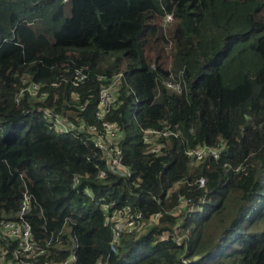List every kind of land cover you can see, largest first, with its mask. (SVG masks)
Here are the masks:
<instances>
[{
	"label": "trees",
	"instance_id": "1",
	"mask_svg": "<svg viewBox=\"0 0 264 264\" xmlns=\"http://www.w3.org/2000/svg\"><path fill=\"white\" fill-rule=\"evenodd\" d=\"M167 13L174 20L164 24ZM75 65L91 73L81 87L64 81ZM121 70L122 104L108 118L123 129L131 175L38 111L94 122L99 76ZM25 79L59 85L39 101L23 91ZM169 79L180 92L166 87ZM166 127L178 137L148 152L145 130ZM221 142L217 159L194 164L187 154ZM26 189L36 199L27 215L35 240L45 245L61 233L38 264L74 249L75 264L106 258L101 197L148 219L161 213L146 233L124 235L108 264H264V0H0V221L20 210ZM182 195L201 208L173 213ZM5 244L0 234L1 257Z\"/></svg>",
	"mask_w": 264,
	"mask_h": 264
},
{
	"label": "built area",
	"instance_id": "2",
	"mask_svg": "<svg viewBox=\"0 0 264 264\" xmlns=\"http://www.w3.org/2000/svg\"><path fill=\"white\" fill-rule=\"evenodd\" d=\"M174 20L172 13H167L163 21L167 24ZM70 72V76L64 81L69 82L72 87H81L90 81L91 73L88 67L75 65L73 68H66ZM125 73L123 70L112 74H101L99 95L97 100V108L94 112V122L87 121L81 118H69L62 111H57L49 106H42L38 109L42 112L49 126L59 134L72 135L78 139L92 141V144L101 150L102 159L106 161L108 168L123 169L127 175H131L130 167L124 161V151L122 140L124 133L121 125L116 121H111L108 117L119 108L122 104L121 88ZM28 81V85L23 91H27L32 97L39 101H47L50 93L48 86L57 87L59 83L47 84L38 81ZM66 82V83H67ZM163 83L169 89L180 92L181 86L178 82L169 79ZM75 100L79 99L77 92L72 93ZM18 99V98H17ZM91 97L85 99L84 104L79 108L84 110L90 102ZM179 131L173 127L164 129L149 128L145 130L143 136L145 142L149 144L148 152L159 154L165 148V143L162 138L178 137ZM224 144L221 142L216 146L203 145L187 151L188 156L192 159V163L197 164L206 157L215 159L222 155ZM99 167V165H97ZM239 169V168H238ZM245 169L241 167L240 170ZM98 176L106 178L108 173L106 169H100ZM201 186L205 185V179L199 180ZM80 183V178L74 175L72 186L77 187ZM84 192L91 198L94 195L91 190L84 189ZM205 200L202 198L201 203ZM36 202L34 194L26 189L22 196L21 208L15 214H9L6 218L0 221V234L6 239V244L1 247L2 257L0 256V264H38L40 257L47 254L48 247L59 241L60 234L52 235L45 245L39 244L32 233L31 222L27 215L32 212L34 203ZM96 203L101 206L104 215L105 223L110 227L111 239L109 241V253L104 259H100L96 264H108L110 256L118 254L123 244L124 235H141L146 233V229L152 224L159 221L161 213H155L151 218H146L142 211L137 210L130 204L118 206L115 200H107L105 197L99 198ZM189 205L186 212L199 210L201 206L193 204L190 198L184 195L180 196V205L172 209L173 213H179ZM175 239L182 242L187 237L181 230H177ZM77 256L75 249L68 255L67 258L59 261H50L46 264H75ZM185 263L188 259H183Z\"/></svg>",
	"mask_w": 264,
	"mask_h": 264
},
{
	"label": "rangeland",
	"instance_id": "3",
	"mask_svg": "<svg viewBox=\"0 0 264 264\" xmlns=\"http://www.w3.org/2000/svg\"><path fill=\"white\" fill-rule=\"evenodd\" d=\"M245 169H243V170H241V171H244ZM210 230L212 231V232H214V233H217L219 230H220V227L218 228V227H216V226H212L211 228H210ZM146 231H147V229H146Z\"/></svg>",
	"mask_w": 264,
	"mask_h": 264
},
{
	"label": "crops",
	"instance_id": "4",
	"mask_svg": "<svg viewBox=\"0 0 264 264\" xmlns=\"http://www.w3.org/2000/svg\"><path fill=\"white\" fill-rule=\"evenodd\" d=\"M165 19V18H164ZM164 21V20H163Z\"/></svg>",
	"mask_w": 264,
	"mask_h": 264
}]
</instances>
